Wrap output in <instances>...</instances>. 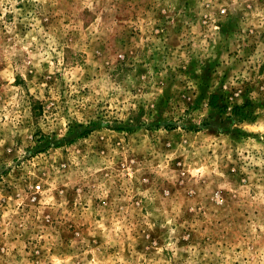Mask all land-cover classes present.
<instances>
[{"label": "rangeland", "instance_id": "obj_1", "mask_svg": "<svg viewBox=\"0 0 264 264\" xmlns=\"http://www.w3.org/2000/svg\"><path fill=\"white\" fill-rule=\"evenodd\" d=\"M0 264H264V0H0Z\"/></svg>", "mask_w": 264, "mask_h": 264}, {"label": "trees", "instance_id": "obj_2", "mask_svg": "<svg viewBox=\"0 0 264 264\" xmlns=\"http://www.w3.org/2000/svg\"><path fill=\"white\" fill-rule=\"evenodd\" d=\"M210 104H213L214 105L215 104L214 100H211Z\"/></svg>", "mask_w": 264, "mask_h": 264}]
</instances>
